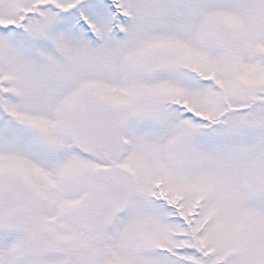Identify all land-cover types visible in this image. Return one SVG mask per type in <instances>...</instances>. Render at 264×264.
I'll list each match as a JSON object with an SVG mask.
<instances>
[{"label":"snow or ice","instance_id":"1","mask_svg":"<svg viewBox=\"0 0 264 264\" xmlns=\"http://www.w3.org/2000/svg\"><path fill=\"white\" fill-rule=\"evenodd\" d=\"M0 264H264V0H0Z\"/></svg>","mask_w":264,"mask_h":264}]
</instances>
